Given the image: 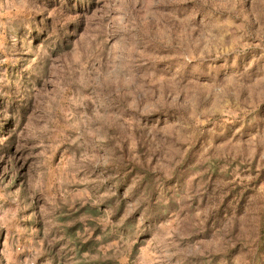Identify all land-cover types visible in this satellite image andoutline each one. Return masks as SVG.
Segmentation results:
<instances>
[{"label":"rangeland","instance_id":"obj_1","mask_svg":"<svg viewBox=\"0 0 264 264\" xmlns=\"http://www.w3.org/2000/svg\"><path fill=\"white\" fill-rule=\"evenodd\" d=\"M0 264H264V0H0Z\"/></svg>","mask_w":264,"mask_h":264}]
</instances>
